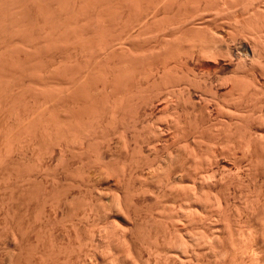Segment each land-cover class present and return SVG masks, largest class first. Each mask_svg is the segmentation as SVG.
I'll list each match as a JSON object with an SVG mask.
<instances>
[{
    "label": "bare ground",
    "instance_id": "obj_1",
    "mask_svg": "<svg viewBox=\"0 0 264 264\" xmlns=\"http://www.w3.org/2000/svg\"><path fill=\"white\" fill-rule=\"evenodd\" d=\"M77 1L73 0V3ZM115 2L117 9L114 12H101L99 19L89 21L87 26L83 25L87 27L86 39L99 37L100 34L96 35L102 33V43L93 48L97 51L96 48L99 47V54L93 50L92 53L99 57L100 54H105L100 62L109 63L102 65L105 67L104 71L108 68L109 72H105L107 75L100 81L102 102L99 113L93 111L90 114L96 115L97 121L92 116V121L90 122L91 118L88 121L89 115L86 119L89 123H94L95 120L97 124L104 120L99 125L100 128L102 123H108L107 119L114 122L117 116L124 114L127 106L134 112V117L128 116L129 119L133 117V127L129 128L134 129L137 126L134 125L140 123L138 127L143 129L144 121H147L149 115L156 120L163 119L162 124L146 123L144 128L147 132L144 130L142 137V129L137 127L140 132L133 131L135 139L145 141L148 154L143 161L147 163L141 162L146 171L144 170L139 189L151 192V195L155 193L154 202L159 201L160 205L164 203L160 200L165 194L166 197L169 194L170 201L172 200V204H162L159 207L161 211H155L154 215L158 212V217L153 215L157 220L160 219V224L152 219L157 223L155 228L164 226V229H160L166 233L163 234V230L158 228L163 235L159 236L160 232L156 229L153 234L159 233L158 236L151 234L157 244L158 241L161 244H155L161 248L155 250L156 256L152 259L155 262L152 263L264 264V0ZM82 36L79 35L78 40L83 38L84 41ZM123 37L125 38L122 39ZM96 56L91 59L95 60ZM126 64L129 65L128 68ZM83 67L81 69L84 72L79 69L77 73L85 76L89 69L84 64ZM80 71L82 72L79 73ZM109 74L113 76V80H108ZM84 76H81V80L87 77ZM164 80L165 86L162 83ZM114 84V92H107L108 87ZM152 84L156 87L161 85L162 91L152 92L151 89L161 90L153 88L155 85ZM143 86H149L150 90L142 94L141 98L139 92ZM160 95L162 99H158ZM46 103L43 102V106ZM55 106L57 105L53 108ZM144 108L147 113L141 114L139 109ZM118 111L122 114L119 115ZM52 112L51 116L54 115ZM41 116L36 122H43L40 120ZM122 118L121 116L120 119ZM75 121L77 124V120ZM95 127L97 128L96 125ZM134 138L131 140L136 141ZM122 140L123 135L121 142ZM126 141L123 140L127 143ZM123 142L120 145L125 146ZM129 145L128 143L126 146ZM136 146L139 149V145ZM125 148L124 151L129 152ZM134 151L133 148L131 155ZM123 154L128 155L125 152ZM144 157L138 158L143 160ZM160 157L164 159L157 161ZM135 159L137 161L136 157ZM127 171L129 173L130 169ZM106 173L107 171L104 175ZM127 177L129 178V174ZM119 199L115 194L110 199L117 214L124 212L125 208ZM113 229L115 227L112 231ZM168 230L173 234L167 233ZM112 231L109 230L111 233ZM118 231L115 236L119 237L117 245L123 260L125 258L129 264H136L129 250L132 244L129 247L126 236ZM112 234L113 237L114 233ZM166 234L169 238L173 236V240L175 235L179 238L181 234V237L173 243L171 239L167 241L172 243L168 247L164 241L158 240V237H165ZM101 235L103 240L105 235ZM105 238L108 240L109 237ZM155 251L151 252L152 255ZM137 260L138 258L135 261Z\"/></svg>",
    "mask_w": 264,
    "mask_h": 264
},
{
    "label": "rangeland",
    "instance_id": "obj_2",
    "mask_svg": "<svg viewBox=\"0 0 264 264\" xmlns=\"http://www.w3.org/2000/svg\"><path fill=\"white\" fill-rule=\"evenodd\" d=\"M102 1L78 0L74 4L73 0H0V264H129L127 259L123 260L117 245L119 237L115 235L118 230L126 236L129 247L132 244V250L129 248L133 254L131 257L140 260H134L136 264L155 262L152 261L156 256L155 250L161 248L158 247L161 245L159 241L157 244L154 239L159 234L161 226L156 229L155 225L160 224V219L153 215L156 210L161 211L159 207L162 204H172V200L169 194L167 197L165 194L166 198L159 195L164 203L160 205L156 201V205L155 193L151 195V192L139 189L146 171L142 165L147 162L143 161L148 154L145 141L133 137L134 132L142 129L138 127L140 123L132 128L133 109L128 106L121 109L125 111L124 114L118 111L122 119L116 115L114 122L107 119L110 126L102 123L100 128L104 120L97 124L96 115H90L93 111L99 113L102 102L100 83L109 72L108 68L104 71L102 65L109 64V59L105 57L107 64L101 63L105 54L99 57V47L97 51L93 49L102 43V33L96 35L100 34L99 37L86 39L85 26L99 19L101 12L106 14L117 9L115 0ZM79 35H83L85 40H78ZM92 50L98 54L94 55ZM95 56L96 59L92 60ZM83 64L89 73L87 76L85 70L87 77L81 80L84 75L82 71L79 72L81 74L77 72ZM75 74L77 76L73 77ZM108 80H113L111 74ZM165 81H162L164 86ZM149 86H143L146 87L144 90L142 87L139 92L141 98ZM114 89L115 84L109 86L107 92L113 93ZM158 97L162 99L161 95ZM43 102L47 103L43 106ZM54 105L58 107L53 108ZM40 109L44 112H39ZM139 110L141 114L147 113L145 108ZM49 111L54 115L51 116ZM39 115H42L40 120L43 122H36ZM130 115L133 117L129 119ZM86 116L88 121L91 116L96 121L89 123ZM149 116L148 119L144 116L147 119L143 120L144 126L148 122L149 125L162 124L163 119ZM31 121L36 122L32 123L34 129L30 127ZM144 126L141 137L146 131ZM122 135L123 140L128 139L127 143L122 142L130 144L125 145L127 148L120 145ZM133 138L136 141H132ZM128 147L134 148L132 155ZM123 151L128 155L125 156ZM141 156H145L143 160ZM161 158L164 159L160 157L157 161ZM129 169L133 175L130 171L128 173ZM103 171L107 173L104 175ZM114 194L121 199L122 205L124 203L126 209L122 214H117L111 205L110 199ZM158 212L155 217H158ZM113 225L116 231H112ZM109 228L114 233L113 237ZM155 229L158 234L154 235ZM102 233L109 237L108 240L104 237L105 243L100 238ZM166 236H163L165 239L158 237V240L164 241L168 247L178 238V235L174 240L173 236H168L169 239ZM170 239L173 240L171 244L167 242ZM149 242L152 243L149 245ZM153 244L158 246L154 248ZM153 251L155 255H152Z\"/></svg>",
    "mask_w": 264,
    "mask_h": 264
}]
</instances>
